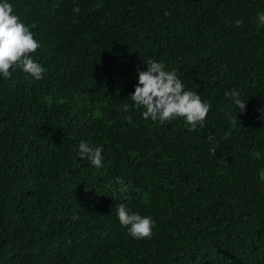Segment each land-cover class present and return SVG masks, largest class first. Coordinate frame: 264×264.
Returning a JSON list of instances; mask_svg holds the SVG:
<instances>
[{
    "label": "trees",
    "instance_id": "16d2710c",
    "mask_svg": "<svg viewBox=\"0 0 264 264\" xmlns=\"http://www.w3.org/2000/svg\"><path fill=\"white\" fill-rule=\"evenodd\" d=\"M7 2L45 72L0 75V264H264V0ZM150 58L211 104L203 128L132 107ZM121 203L153 219L150 239Z\"/></svg>",
    "mask_w": 264,
    "mask_h": 264
},
{
    "label": "clouds",
    "instance_id": "9594fccd",
    "mask_svg": "<svg viewBox=\"0 0 264 264\" xmlns=\"http://www.w3.org/2000/svg\"><path fill=\"white\" fill-rule=\"evenodd\" d=\"M73 11L79 13L80 9L76 7ZM257 21L264 25V12L258 14ZM235 24L239 27L243 21L238 19ZM39 47L29 28L13 14L12 5L7 0L0 2V75L7 80L12 75V69H20L34 80H41L45 69L31 58L33 53H38ZM225 96L231 98L234 107L238 108L240 113L245 111L247 102L241 98L237 90L225 92ZM130 99L133 101L132 107L137 110L145 109L142 112L143 119L164 124L183 118L189 131H195L197 127L203 128L211 109V104L202 101L196 92L185 90L175 70H166L164 63L151 58L147 60L146 70L138 71V84ZM129 110V105L125 104L123 111ZM127 120L131 123L132 117L128 116ZM230 135V132L225 133V138ZM208 140L212 142L214 137L209 136ZM78 149L80 158L88 159L97 169L103 167L102 148L92 147L81 141ZM210 152L215 154L216 148H211ZM259 156L260 153L256 152L254 158ZM259 176L264 180V169L260 171ZM115 183L119 185V192L128 191V186L124 184L122 178L117 177ZM118 220L134 239L151 238L154 225L151 217L130 213L127 206L121 203L118 206Z\"/></svg>",
    "mask_w": 264,
    "mask_h": 264
}]
</instances>
